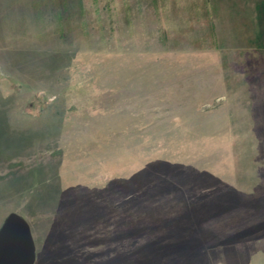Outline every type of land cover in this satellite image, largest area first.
<instances>
[{"label":"rangeland","instance_id":"rangeland-1","mask_svg":"<svg viewBox=\"0 0 264 264\" xmlns=\"http://www.w3.org/2000/svg\"><path fill=\"white\" fill-rule=\"evenodd\" d=\"M12 212L35 264H264V0H0Z\"/></svg>","mask_w":264,"mask_h":264},{"label":"water","instance_id":"water-1","mask_svg":"<svg viewBox=\"0 0 264 264\" xmlns=\"http://www.w3.org/2000/svg\"><path fill=\"white\" fill-rule=\"evenodd\" d=\"M37 247L29 222L10 213L0 228V264H35Z\"/></svg>","mask_w":264,"mask_h":264},{"label":"crops","instance_id":"crops-1","mask_svg":"<svg viewBox=\"0 0 264 264\" xmlns=\"http://www.w3.org/2000/svg\"><path fill=\"white\" fill-rule=\"evenodd\" d=\"M254 1H256V0H254ZM211 18H212V17H211ZM256 33H258V31H255L253 34L256 35Z\"/></svg>","mask_w":264,"mask_h":264}]
</instances>
